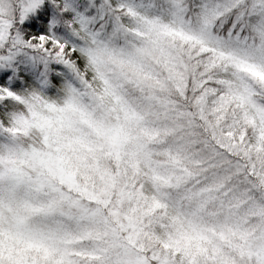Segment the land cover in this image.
<instances>
[{
  "label": "snow or ice",
  "instance_id": "6c2138e0",
  "mask_svg": "<svg viewBox=\"0 0 264 264\" xmlns=\"http://www.w3.org/2000/svg\"><path fill=\"white\" fill-rule=\"evenodd\" d=\"M0 264H264V0H0Z\"/></svg>",
  "mask_w": 264,
  "mask_h": 264
},
{
  "label": "trees",
  "instance_id": "16d2710c",
  "mask_svg": "<svg viewBox=\"0 0 264 264\" xmlns=\"http://www.w3.org/2000/svg\"><path fill=\"white\" fill-rule=\"evenodd\" d=\"M27 23H28V22H27V21H25V25H24V26H27Z\"/></svg>",
  "mask_w": 264,
  "mask_h": 264
}]
</instances>
